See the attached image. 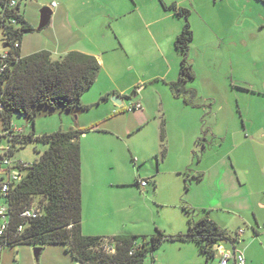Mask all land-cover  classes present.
<instances>
[{"label":"rangeland","instance_id":"rangeland-1","mask_svg":"<svg viewBox=\"0 0 264 264\" xmlns=\"http://www.w3.org/2000/svg\"><path fill=\"white\" fill-rule=\"evenodd\" d=\"M63 1L21 0V11L37 30L41 9L51 7L53 2L64 7ZM67 2L65 6L75 14H83L79 17L81 25L93 22L88 29L89 35L93 34L98 38L103 34L112 36L123 24L120 21L97 18L94 14L97 6L91 0ZM135 2L145 17V23L157 21L156 27H162L163 32L169 30L170 33H181L185 19L165 12L160 0ZM173 2L190 11L189 22L194 33L187 58L195 78L187 82L184 88L193 92L192 102L197 107L192 114L189 113L187 120L195 125L201 121L203 128L199 143H194V149L199 150L200 156L204 154V161L199 164V159H195L191 168L193 174L182 172L176 176L172 172L178 159L187 153L190 145L188 140L184 143L181 138L173 137L176 132L171 127L172 136L169 139L168 124H164L161 114H157V120L139 130L125 131L131 117L139 111L124 112L122 106H117L112 101V97L108 104L100 100L101 93L113 87L107 73L113 66L111 59L115 58L114 70L118 75L127 72V66L123 63L128 58L124 47L129 48V43L120 40H115L111 46H103L101 55L105 66L100 63L102 69L99 77L82 99L85 105L90 106L89 111L42 113L35 124L22 115H16L13 127L24 128L27 134L35 129L37 135L71 130L86 132L80 138V144L87 182L99 185L103 180L110 181L118 177L128 180L125 186L114 187L108 193L113 205L102 209L98 214L115 235L129 234L150 238L158 230L169 237L186 235L189 226L187 210H190L196 219L209 217L228 237L235 238L238 229L245 232L251 229L248 228L250 222L245 223L242 219L243 211L248 210V201V205H252V209L259 215L264 212V207L261 206V203L264 205V194L255 197L256 205L253 197L248 196L246 191L240 192L237 169L244 179L255 181L253 183L261 193H264V171L258 174L257 180H253L256 169L252 174L244 175L242 168L234 161L237 153L233 152L235 143L242 141L244 136L261 139L263 134L258 128H264V4L259 0H165L167 5ZM130 8L129 4L128 9ZM138 12L134 11L128 19H137ZM92 15L94 19L88 20L87 17ZM51 28L49 25L40 32L28 34L23 41L33 40L34 45L52 44ZM143 34V56L136 53L130 58H162L159 47L163 55L166 51L170 52L169 58H184L177 51L173 40L163 46L160 41L158 47L146 30ZM5 41L3 29L0 28V53L5 49ZM52 57L54 60L62 59L60 56ZM147 71L152 73L151 69ZM187 98L191 99L189 93ZM121 101L126 107L134 100ZM246 124L251 134L244 133ZM234 131L242 132L235 135ZM3 134L0 123V136ZM163 136L171 156L163 167L157 187L153 183L145 188L137 186V180L140 182L155 177L157 159L146 163L144 158H150L155 152L162 156ZM7 146V140H0V149ZM47 149V144L31 142L18 149L13 159L34 163L40 160ZM240 152L241 150L239 154ZM226 154V159L221 161ZM251 162L249 160V164ZM201 170L204 175L202 172L199 175L194 173ZM201 175L202 178L199 179ZM241 188L244 190L245 186ZM248 208L250 211V207ZM247 219L249 220L245 221L252 220L253 215L248 214ZM220 244L230 249L228 241L223 240ZM49 248L55 247L48 246L39 259H36L32 246L21 244L7 247L3 250L1 264H41ZM144 264H220V258L218 256L208 260L194 241L168 240L154 251L153 256L149 254Z\"/></svg>","mask_w":264,"mask_h":264},{"label":"trees","instance_id":"trees-1","mask_svg":"<svg viewBox=\"0 0 264 264\" xmlns=\"http://www.w3.org/2000/svg\"><path fill=\"white\" fill-rule=\"evenodd\" d=\"M161 1L168 12L185 19L184 27L175 42L177 51L184 55L180 78L171 84V88L176 96L184 95L190 103L193 92L184 88L187 82L195 78L187 58L194 39L189 22L190 11L176 2L167 5L164 0ZM259 1L264 4V0ZM4 2L0 0L1 9L6 6L3 16H0V28L6 40L4 51L9 53V58L6 60L5 72L0 73V123L4 132L0 140L8 141L12 158L18 149L31 142L47 144L48 149L27 170L24 179L13 185L9 194L0 198V202L9 207V227L0 236V264L5 248L21 244L41 251L48 246H64L75 261L83 263L144 264L148 255L153 256L154 251L164 242L189 240L199 245L208 260L216 258L218 255L215 247L223 240L233 242L235 238L228 237L209 217L196 219L190 210H187L189 226L186 235L169 237L160 230L150 238L129 234L92 237L83 233L80 138L86 132L71 130L37 135L34 129L27 134L24 128L13 127V119L16 115H22L35 124L42 113L89 111L90 106L85 105L82 99L96 83L102 66L96 57L80 52L68 53L61 60H54L49 51L23 56L21 45L24 37L37 31L22 13L21 0L15 8L7 7ZM136 91L132 94L136 95ZM188 93L190 100L187 98ZM122 98L132 99V96ZM16 129H23V133L16 135ZM136 185L140 186L138 180ZM33 207L38 208L41 215L24 221L21 214ZM22 225L25 228L20 231ZM105 240L114 245V254H107L100 249Z\"/></svg>","mask_w":264,"mask_h":264},{"label":"crops","instance_id":"crops-1","mask_svg":"<svg viewBox=\"0 0 264 264\" xmlns=\"http://www.w3.org/2000/svg\"><path fill=\"white\" fill-rule=\"evenodd\" d=\"M91 1L97 6L96 12L94 13L97 18L99 17L100 19H109L117 22L120 21L123 23L118 30L114 31L112 36L103 34L100 38H98L93 36V34L89 35L88 29L93 22L83 23V25H81L79 17L83 14H75L69 7L65 6L68 2L67 0H64V7L56 2L58 6L53 9V16L50 23L52 27V44L46 45L44 43H38L34 45L33 40L23 41L21 45L22 55L29 56L39 51H49L53 56H60L63 58L68 53L80 52L96 57L99 63L103 64L104 67L105 61L103 59V55H101L104 45L111 46L115 40L129 43V48L124 47L125 55L128 58H125L127 60L123 63L127 66V72L118 75V73L114 70V64H116L115 58L111 59L113 66L107 70V73L108 77L112 81L113 87L103 91L101 93L102 98L100 100L108 98L107 100H104V102L108 104L113 96H119L120 99H123V96H132L131 100H134L133 103H141L142 109L138 110L139 112L136 111L138 113L131 117V121L127 123L128 126L125 131H127V129L132 131L139 130L150 124L152 121L157 120V114H161L160 118L164 119V124H168L169 139H171L172 136V134L170 136L171 127V129L176 132L173 137L181 138L184 143H187L188 140L190 145V149L178 159V163H176L172 172L176 176L182 172H186L187 175H190V173L193 174L191 168L195 159H199V164L204 161V154L200 156L198 153L199 150L194 149V143L196 145L199 143L203 128H201V121H198V124L195 125L193 122H189L187 120L189 113L192 114L194 109L197 107L194 106L192 101L188 103L184 95L176 96L171 88L172 83L179 81L181 62L183 58H169L168 56L170 52L166 51L163 55V51L159 47L160 41H162V46L167 44L170 40L176 42L179 32L175 31V33H170L169 30H164L163 32L162 27H156L157 21H148L145 23V17L140 13V9L137 7L135 0H129V2L125 0ZM160 2L165 12H168L164 8L161 0ZM129 4L132 7L130 9H128ZM134 11H139L137 13V19H128V16H131ZM168 13L174 15L171 12ZM87 18L88 20L94 19L93 15ZM136 20H139V22L136 23ZM145 30L152 36L153 40L156 41L162 58H156L153 60L151 58H130L133 57V55H136V53L143 56V42L145 39L143 32ZM148 69L149 71L151 69L152 73L148 72ZM148 89H150V92H147ZM135 91L137 93L136 95H133L132 93ZM99 103L100 101H98V104ZM123 107L125 106L122 103V108ZM111 110L112 106L110 107V111ZM188 129L189 131H187ZM112 130L113 128H111V131ZM258 130L263 133L261 139L246 135L243 137L244 139L242 141L240 140L235 143L233 150L234 153H237V157L234 161L242 168L244 175L252 174L253 170L256 169L255 174H253V180H257L258 174H262L264 171V128L261 129V127H259ZM241 132L242 131H234L233 134L238 135ZM245 132H247V134H251L247 124L244 127V133ZM163 133L162 129V135ZM190 134L191 136L189 137ZM162 142V156H159V152L158 154L155 152L152 156H150V158H144V162L146 163L154 161V158H156L158 164L156 175H154L155 177L145 180L148 181L147 187L150 183H153L155 188L157 187V181L163 173V167L171 156L170 150H167L166 148L165 137L164 140L162 139ZM164 150H166L165 153ZM204 150L206 149L204 148L203 152H205ZM240 150L241 152L239 154ZM225 156H227V154L224 155L221 161L226 159ZM229 156L230 154H228V157ZM249 160H252L250 164ZM201 172L204 175L202 170L195 171L194 173L199 175ZM237 173V179L240 182V192L246 191L248 196L253 197L254 202L257 205L255 197L264 193H261L262 191H259L257 187H255L253 183L255 181L251 182L244 179L241 174H239L238 169ZM87 181L82 160L83 233L92 237L117 236L112 233L110 228L107 226V222L104 221L98 214L102 209L113 205L112 200L108 198V193H110L114 187L125 186L128 184V180L118 177L113 180L111 179L110 181L103 180L99 185L96 183L91 184ZM243 186H245L244 190L241 188ZM248 202L246 205L248 210L243 211L242 219L245 223L250 222L248 228L250 227L251 229L244 233L242 236V242L238 244L237 247L244 253L246 264H264V212L259 215L255 209H252V205H248ZM261 206L264 207L263 203H261ZM248 207H250V211ZM248 214H252L253 219L245 221L249 220L247 219ZM220 245L225 247L223 244ZM50 247L55 248H49V250H47L46 256H44L41 264H76L75 259L64 246ZM153 263H155V261ZM229 264H234V261H230Z\"/></svg>","mask_w":264,"mask_h":264},{"label":"built area","instance_id":"built-area-1","mask_svg":"<svg viewBox=\"0 0 264 264\" xmlns=\"http://www.w3.org/2000/svg\"><path fill=\"white\" fill-rule=\"evenodd\" d=\"M2 2L5 1L7 7L15 8L19 4V0H1ZM58 4L54 2L51 5V9L57 8ZM6 6L3 10L0 7V16L2 17L5 12ZM18 47V45H16ZM9 58V53L3 51L0 53V73L5 72L6 70V60ZM125 112H133L142 109V105L139 102L132 103L129 106L122 108ZM23 133V129H16L15 134L19 135ZM10 146L2 147L0 149V198L9 194L10 189L13 185L20 183L27 173V170L33 165V163H25L22 161H14V159L10 156ZM148 185V181L141 180L140 186L145 187ZM41 215V211L36 208H30L25 210L21 214V218L24 221H29L32 219H36ZM9 227V207L6 204L0 202V236H3ZM25 228L22 225L19 230L23 231ZM245 231L243 229L238 230L237 236L235 237L233 242L230 243V249L223 247L222 245H217L215 247V251L217 252L220 258V264H229L230 261H234V264H246V258L244 253L238 249V244L242 242V236L244 235ZM100 249L107 253V254H114L115 248L114 245L109 241L105 240ZM76 264H90V263H83L80 261H76Z\"/></svg>","mask_w":264,"mask_h":264},{"label":"water","instance_id":"water-1","mask_svg":"<svg viewBox=\"0 0 264 264\" xmlns=\"http://www.w3.org/2000/svg\"><path fill=\"white\" fill-rule=\"evenodd\" d=\"M52 16H53V10L50 7H43L40 11V24L36 31L40 32L41 30L47 28L51 23ZM4 48H6V46H4ZM112 101L117 106H122V101L119 96L112 97ZM40 251L41 249L35 250L36 259H39Z\"/></svg>","mask_w":264,"mask_h":264}]
</instances>
